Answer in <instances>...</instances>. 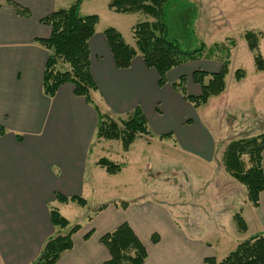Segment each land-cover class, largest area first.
<instances>
[{
    "label": "crops",
    "instance_id": "obj_1",
    "mask_svg": "<svg viewBox=\"0 0 264 264\" xmlns=\"http://www.w3.org/2000/svg\"><path fill=\"white\" fill-rule=\"evenodd\" d=\"M244 1L235 3L240 6ZM11 2L29 9L31 16L18 15ZM65 3L0 0V126L6 130L0 136V264H31L40 257L46 241L55 234L52 208L72 226L81 225L73 236V249L64 252L57 264H104L110 254L101 238L124 223L131 226L146 247L145 264H207L205 259L212 257V246L190 234L193 229L204 227L201 220L210 219L212 226L221 227L227 218L240 213L248 227L244 234L250 230V221L256 227L255 235L263 234L264 192L260 194L259 207H254L247 199L246 189L225 170V146L222 148L219 143L221 127L213 129L195 121L193 104L172 88L180 77L186 76V64L169 71L163 87L158 84L157 71L148 68L140 54L129 69H118L104 35L106 29L99 28L102 19L98 14L96 33L89 42L91 72L98 87L92 93L93 101L101 113L112 118L127 117L140 108L152 133L151 137L136 140L125 154L137 163L149 158L150 166L152 161L170 154L173 158L177 150H182L192 163L204 164L214 173L212 179H206L197 167V173L187 171L188 176L183 174L189 179L186 191L182 193L171 185L178 193L173 199L150 189L140 191L130 201L107 202L112 186L109 175L118 174L111 175L97 165L101 158L91 162L93 151L103 142L96 141L98 117L94 106L75 96L71 84L63 85L53 98L43 93L48 51L37 39L48 38L50 28L40 20L71 6ZM243 11L241 7L228 9L231 15L235 12V18L243 16ZM253 27L249 30L264 34ZM221 66L197 70L216 73ZM188 80L196 85L192 87L193 96H199L200 86L191 77ZM89 162L93 170L87 176ZM153 172L152 176L156 174L163 181L169 179L165 172ZM203 181L209 185L202 187ZM87 191L96 198L106 197L97 198L95 207L89 202L86 207L72 202L63 204L55 197L57 193L83 197L89 195ZM122 203L128 206L123 207ZM81 217L82 222H77Z\"/></svg>",
    "mask_w": 264,
    "mask_h": 264
},
{
    "label": "trees",
    "instance_id": "obj_2",
    "mask_svg": "<svg viewBox=\"0 0 264 264\" xmlns=\"http://www.w3.org/2000/svg\"><path fill=\"white\" fill-rule=\"evenodd\" d=\"M182 2L181 0H111L108 8L114 13L142 14L150 18L138 23L133 29L137 49L128 45L116 28H107L104 31L115 66L120 70L129 69L133 59L140 54L145 65L157 71L158 84L163 87L167 84L169 71L195 60L204 52L206 50L204 44L197 50L186 51L168 36L170 12ZM10 4L18 15L25 18L31 16L29 9L17 3ZM80 8L81 2L77 1L70 7L56 10L40 20L50 28L48 38L37 39V42L48 51L43 76V93L46 97L53 98L63 85L71 84L75 96L85 99L96 110L98 117L96 141H119L122 143L123 151L128 152L136 140L152 136L149 122L140 108L127 117L112 118L101 113L95 105L92 93L96 92L98 87L91 72L89 42L96 33L99 16L96 14L84 16L80 13ZM263 37L262 33L253 31H248L244 36L248 49L254 54L258 72H264V57L260 52V40ZM216 48H224L222 51L227 52L220 71L209 73L195 70L191 75V80L200 86L199 96L189 95L186 76L180 77L178 82L172 84V88L195 107L206 105L211 98L220 96L226 90L230 50L234 46L229 49L221 44ZM245 77L244 70H237V81ZM5 134L6 130L0 126V136ZM168 136L172 135L165 137ZM263 152L264 134H261L231 141L226 146L223 156L226 172L245 186L247 199L254 207H259V197L264 192ZM97 165L111 175L122 171L121 164H116L107 158H101ZM55 197L57 202L63 204L72 202L81 207H86L88 204L82 197H66L59 193ZM122 206L127 207L128 203H122ZM50 216L55 234L46 241L40 257L31 264H57L64 252L73 249V236L81 229L79 224L72 226L55 208L50 210ZM233 219L239 232L245 233L248 230L247 223L240 213L235 214ZM91 233H88L85 239H88ZM101 242L110 254V259L104 264H145L148 258L146 247L128 223L104 235ZM153 242H158L157 235L153 237ZM205 263L264 264V233L239 244L220 263L214 257L205 259Z\"/></svg>",
    "mask_w": 264,
    "mask_h": 264
},
{
    "label": "rangeland",
    "instance_id": "obj_3",
    "mask_svg": "<svg viewBox=\"0 0 264 264\" xmlns=\"http://www.w3.org/2000/svg\"><path fill=\"white\" fill-rule=\"evenodd\" d=\"M66 6L81 2L80 13L87 15H100L101 23L99 28L107 29L115 26L121 33L125 42L136 48L133 29L140 22H145L150 18L142 14H114L108 8L111 0H62ZM182 3L170 12L168 19L169 33L171 40L178 42L183 50L194 51L205 45V51L200 53L195 60H191L183 67L186 77H191L197 69L205 67H215L221 65L227 57V52L217 45H225L230 52L229 73L226 76V90L218 97H213L206 105L195 107L192 118L195 121H202L213 129L221 127L222 136L219 138L222 148L233 140L254 137L264 134V72H258L255 67L254 54L248 49L245 34L253 26L264 33V0H245L237 6V0H181ZM244 8L243 16L235 18L228 12L236 10L237 7ZM250 8L247 13L248 8ZM224 11V14L221 12ZM242 13V14H243ZM98 15V16H99ZM99 16V17H100ZM152 20V19H151ZM248 24V25H246ZM256 28V27H255ZM264 36V34H263ZM221 47V46H220ZM260 52L264 57V37L260 40ZM242 69L246 72V77L236 80L237 70ZM186 87L189 95H194L192 87H196L187 80ZM100 147V148H99ZM106 152L102 153L101 149ZM221 149V147L219 148ZM108 151H111L110 153ZM171 152V151H170ZM107 158L116 164L122 165V171L111 178V193L107 202H121L132 200L140 191L147 192L150 189L160 191L163 198L173 199L178 196L173 187L182 193L186 191L185 186L187 171L190 173H201L202 177L212 179L214 173L204 164H194L182 150H177L172 158V154L164 155L152 161L149 166V158L141 163L130 160L123 151L122 143L116 141L103 140L91 155V162L96 159ZM87 176H90L93 168L88 164ZM198 171H197V169ZM102 169V168H100ZM165 172L169 174L167 180L163 181L158 175H151L152 172ZM106 171V170H105ZM155 173V172H153ZM173 173L176 175L172 178ZM147 174L149 175L147 177ZM181 174V175H180ZM177 175H180L177 177ZM171 177V178H170ZM160 179V180H159ZM228 179V178H226ZM233 179V178H232ZM209 181V180H208ZM208 181H203V186L209 185ZM235 181V180H234ZM159 182V185H155ZM236 182V181H235ZM243 189L245 186L236 182ZM172 185V186H171ZM200 185L198 184L199 190ZM213 187V185H210ZM207 188V187H206ZM88 192V191H87ZM198 190H196V193ZM86 193L82 198L89 202L91 207L97 205V198L104 200L106 196L99 195L93 197L92 192ZM206 193V192H205ZM182 196V195H181ZM200 198V197H198ZM202 214V213H201ZM78 217V216H77ZM191 217V216H190ZM71 220L73 215L69 217ZM82 222V217L76 219ZM203 228L193 229L190 234L193 239L200 238L212 246L211 254L219 263L232 253L239 244L252 238L256 234V227L253 221L247 234L239 232L236 223L232 218H227L221 227L212 226V221L201 220ZM198 222V221H197ZM77 224V223H76ZM206 225V226H205Z\"/></svg>",
    "mask_w": 264,
    "mask_h": 264
}]
</instances>
